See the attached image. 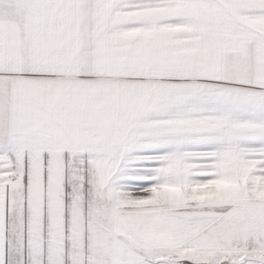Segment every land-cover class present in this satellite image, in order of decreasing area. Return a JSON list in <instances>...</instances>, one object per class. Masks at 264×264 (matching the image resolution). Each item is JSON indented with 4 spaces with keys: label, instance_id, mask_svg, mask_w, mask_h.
Here are the masks:
<instances>
[{
    "label": "snow or ice",
    "instance_id": "6c2138e0",
    "mask_svg": "<svg viewBox=\"0 0 264 264\" xmlns=\"http://www.w3.org/2000/svg\"><path fill=\"white\" fill-rule=\"evenodd\" d=\"M0 264H264V0H0Z\"/></svg>",
    "mask_w": 264,
    "mask_h": 264
}]
</instances>
